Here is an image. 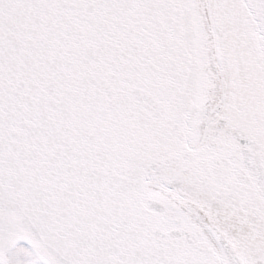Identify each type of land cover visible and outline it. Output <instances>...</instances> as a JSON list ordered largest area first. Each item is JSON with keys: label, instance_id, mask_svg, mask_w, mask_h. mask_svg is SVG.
Returning <instances> with one entry per match:
<instances>
[{"label": "snow or ice", "instance_id": "obj_1", "mask_svg": "<svg viewBox=\"0 0 264 264\" xmlns=\"http://www.w3.org/2000/svg\"><path fill=\"white\" fill-rule=\"evenodd\" d=\"M0 264H264V0H0Z\"/></svg>", "mask_w": 264, "mask_h": 264}]
</instances>
